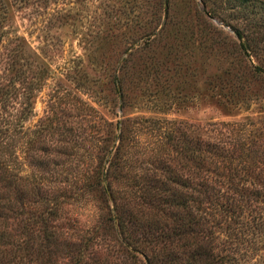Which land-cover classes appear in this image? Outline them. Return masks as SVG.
<instances>
[{"label": "rangeland", "instance_id": "1", "mask_svg": "<svg viewBox=\"0 0 264 264\" xmlns=\"http://www.w3.org/2000/svg\"><path fill=\"white\" fill-rule=\"evenodd\" d=\"M257 1L264 2L0 0V126H10L0 137L14 148L2 152L25 184L15 219L0 216V229L15 233L4 238L15 244L13 264H138L140 254L117 249L110 225L127 199L124 177L146 166L163 134L182 176L191 173V139L222 148L208 157L215 264H264V9ZM233 26L243 35L254 30L251 51L238 45L244 37ZM98 160L115 176L107 178L114 212L106 200L96 207L82 185Z\"/></svg>", "mask_w": 264, "mask_h": 264}, {"label": "trees", "instance_id": "2", "mask_svg": "<svg viewBox=\"0 0 264 264\" xmlns=\"http://www.w3.org/2000/svg\"><path fill=\"white\" fill-rule=\"evenodd\" d=\"M226 1L243 4L249 0ZM262 3L264 2L257 1L254 6L264 9ZM248 5L253 7L252 4ZM233 29L237 39L244 37V41L238 42L243 50L251 51L257 45L254 30L249 29L250 32L243 35L240 27L233 26ZM9 127L8 124L1 125L0 136L9 130ZM124 137L123 131L118 130V141L124 140ZM169 139L167 134L156 136L158 146L151 152L148 163L137 175L124 177L123 172L117 173L121 179L125 178L123 181L127 188V199H122L124 208L120 209L117 214L113 213L116 221L110 226L114 235V243L121 252L123 249L127 252L131 251L132 254H140L141 257L136 258L138 264H215L208 227L209 207L212 200L208 157L210 152L221 155L222 148L208 139L199 140L196 137L194 140L191 139V151L188 154V159L191 161V173L182 176L171 164L172 156L169 155L164 145L174 146ZM2 150L11 153L14 148L12 144L4 142L0 137V216L15 219L16 202L22 199L18 192H22L25 184L16 172L14 158H5ZM118 159L117 167L120 162L124 166L125 156L122 158L119 156ZM102 162L103 160H98L93 165L92 171L82 176V185L90 192L91 197L95 196L96 207H102L106 200V202L109 201L108 206L105 205L106 208L114 212L115 204L111 205V203L115 198L112 197L111 183L107 178H115V176L107 172L103 173ZM111 164H113L111 159H107L106 167L109 168ZM70 192L69 189L67 195H71ZM33 201L34 199L31 200ZM4 207L5 211H10L9 216L3 212ZM35 211L37 210L30 211V215L32 216ZM31 221L35 223L37 218L32 217ZM42 225H44L42 236L49 238L52 233L46 232L45 223ZM23 227L24 225L21 229ZM32 231L35 232L32 228L29 233ZM95 231L94 228L91 230L93 233ZM11 235L15 233L6 231L4 228L0 229V264H13L12 258L16 255L15 244L9 247L4 239L9 240ZM36 244L37 246L34 247L36 255H42L48 245L46 240L43 243L37 241ZM14 262L16 263L15 259Z\"/></svg>", "mask_w": 264, "mask_h": 264}]
</instances>
